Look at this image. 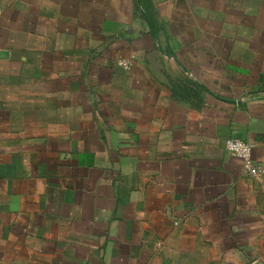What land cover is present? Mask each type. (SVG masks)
<instances>
[{
  "label": "crops",
  "instance_id": "crops-1",
  "mask_svg": "<svg viewBox=\"0 0 264 264\" xmlns=\"http://www.w3.org/2000/svg\"><path fill=\"white\" fill-rule=\"evenodd\" d=\"M230 137L264 165V0H0V264H264Z\"/></svg>",
  "mask_w": 264,
  "mask_h": 264
},
{
  "label": "built area",
  "instance_id": "built-area-1",
  "mask_svg": "<svg viewBox=\"0 0 264 264\" xmlns=\"http://www.w3.org/2000/svg\"><path fill=\"white\" fill-rule=\"evenodd\" d=\"M118 64L125 69H130L132 66L131 59H120ZM227 150L234 156L240 158L245 171L254 177L264 175V165L255 161L252 157L253 145L237 137H230L226 140Z\"/></svg>",
  "mask_w": 264,
  "mask_h": 264
}]
</instances>
